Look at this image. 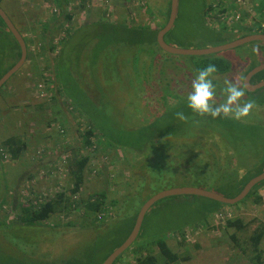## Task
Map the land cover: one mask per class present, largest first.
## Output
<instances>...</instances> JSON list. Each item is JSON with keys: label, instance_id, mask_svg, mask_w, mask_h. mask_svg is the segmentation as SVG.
Instances as JSON below:
<instances>
[{"label": "rangeland", "instance_id": "obj_1", "mask_svg": "<svg viewBox=\"0 0 264 264\" xmlns=\"http://www.w3.org/2000/svg\"><path fill=\"white\" fill-rule=\"evenodd\" d=\"M147 1L148 6L141 5L144 0H139L138 3L136 0H68L67 9L63 15L68 10L67 15L70 19H64L61 22L62 29L71 26L72 31L77 32L75 34L77 37L68 39L65 55L73 59L70 67L73 76L77 77L78 81H84L83 84H79L82 89H87L88 98L95 104V107H91L90 114L104 127H106L105 123L110 124L114 130L107 129V135L121 141L117 149L109 151L111 157L110 165H106V175H92L91 170L98 169V165H101L99 163L101 154H99L97 161L94 162L95 165L90 163L87 173L85 172L84 184L79 191L81 199H87L106 188L107 198L119 200L118 206L107 208L112 218L115 214H122L129 205L131 209L128 212L126 209L125 214H130L131 210L137 211L148 198L163 190L200 187L227 195L229 191L219 189L225 184L224 181L234 179L239 174L243 175L247 171V163L251 160L255 161L254 158L259 161L262 159L258 153L251 158L242 153L241 144L231 142L232 138L221 123L211 122L206 116L184 114L181 107L184 106L185 97L190 91L195 71L189 58L193 60L195 57L171 55L156 49L154 54H149L148 45L138 48L141 43H133L135 45L133 48L136 49L134 55L139 57L137 64H135L136 60L130 58L131 45L126 46L119 54L113 52L107 54L106 50H99L97 55L101 58L97 56L93 61V53L89 55L85 50L81 53L79 47H76L75 51L72 50L73 44L81 39L90 40V34L79 33L80 31L77 30L79 26L93 24L98 19L99 11L101 14L104 13L108 21L120 20L129 26H137L142 31L149 28L157 30L166 21V8L164 3L161 4L165 0ZM203 1L211 2V0L178 1L174 27L166 37L168 43L173 42L183 49H205L218 46L222 41L215 40L222 36L232 39L234 36L229 33L223 35L226 33L223 31L213 32L214 28L220 29L222 23L234 24L235 20L241 18L243 9H248L254 17H257L259 13V10L251 11L249 4L252 2L249 0H242L240 11L238 10L235 18L231 11L225 15H218L220 9L214 8L208 19V25L214 27L211 28L206 22L202 23L204 15L200 12V4ZM138 4L142 7L139 8ZM0 5L10 15L15 26L20 27L25 37L32 42L31 56L33 63L38 65L34 68L40 67L42 76H36L38 70L32 68L33 63L30 64L27 61L18 70L19 72L12 75L0 89V141L12 135H20L28 146L18 161L1 162L0 200L6 191L9 194L12 192L13 195L18 189L16 184L5 189L6 181L10 179L9 174L14 175L18 181L21 179L20 186L24 183L23 178L30 173L33 180H41L44 174L52 183L51 188L49 187L51 193L56 195L66 192L68 195L69 179L56 169L53 174L50 172L53 157H50L47 152L64 151L65 140L68 149L77 150L81 145L79 133L84 130L87 121L64 100L51 102L52 100L48 99L52 89L50 81L53 80L48 66L51 69L53 58L50 56L48 60V57H40L37 61L42 42L40 41L42 40L41 25L37 22H48L59 11L52 0H1ZM30 17L37 21L36 29H33ZM220 32H222L221 35ZM53 37L54 35L49 38ZM63 37V32L59 31L54 44ZM65 39L67 38L64 37V41ZM0 41L4 43L2 50L5 48V51L10 52L14 48L17 49L11 36L4 41L0 37ZM246 45L216 54L225 59L230 57L234 63L230 74L227 77L223 76L225 78H222L221 82L230 79L240 85L246 65L251 59H259L249 50L255 48L257 44ZM1 57L0 71L13 61V58L3 60L2 55ZM220 78L214 76L215 81ZM44 81H48L49 84ZM86 81H91V86H87ZM38 83L46 88L51 85V89L47 90V98L40 97L41 92L34 89ZM243 100L250 101L246 99V96ZM165 101L167 103L163 106ZM57 104H60V109L57 108ZM172 106L174 110L171 114ZM85 108L90 110V106ZM160 113L172 120V123L167 121L166 125L171 126L162 136L154 130L153 126ZM177 113H183L185 118L180 119ZM58 120L64 123L67 129V134L63 137H59L53 128L56 125L52 122H58ZM240 121L260 124L264 130V107L253 104L249 115ZM133 124L141 125V128H146L148 131L140 135L134 134L133 131L130 133ZM122 129L124 131H121ZM25 131L34 133L25 136ZM126 142H129V145H125ZM142 144H145L143 149L140 147ZM130 146L138 147L136 150L126 148ZM44 149L45 152L42 153L41 150ZM37 150L42 157L36 153ZM104 180L109 181L108 186L105 185ZM36 186L37 190L42 191L48 188L49 182L40 181L36 183ZM244 201L220 210H227L232 218H239L243 222L245 229L238 232L237 236L240 245L246 248L245 254L242 249L234 245L233 241L224 237L226 220L216 217L219 212L215 215L211 213L214 202L201 196H171L158 200L145 214L141 233L145 236L164 233L162 235L165 237L168 234L167 242L170 248L181 257L187 256V259L179 264H251L249 258L256 252L251 249L248 241L254 230L264 224V191L260 204H254L253 197ZM8 210L5 207L6 213ZM81 216V213L75 210L69 212L67 216L63 215V212L54 214L50 216L48 222L56 224L57 228L51 231L40 227L38 229L45 230L47 236L36 235L37 233L33 232V234L29 233L31 234L28 235L29 240L26 236L16 237L6 234L7 229L0 226V250L2 251L0 262L75 264V260H79L83 264H96L99 257L96 248L90 251L93 261L85 251L81 250L87 242L82 243L78 225H65V221H79ZM206 222L210 223L209 229L200 227L199 224ZM17 223L21 224L17 220L12 222L8 229L14 230ZM35 228L27 229V231H33ZM180 230L183 234H180ZM181 237L185 240L182 241ZM19 240L21 243L18 242ZM7 244L9 246H6ZM94 246L104 248L101 242H94ZM21 247L27 254V256L23 255L25 259L7 256L19 252ZM260 249L262 250L261 261L264 264V237L260 242ZM30 253L40 258H32ZM18 257L21 256L18 255ZM133 263L132 254L129 252L117 264Z\"/></svg>", "mask_w": 264, "mask_h": 264}, {"label": "trees", "instance_id": "obj_2", "mask_svg": "<svg viewBox=\"0 0 264 264\" xmlns=\"http://www.w3.org/2000/svg\"><path fill=\"white\" fill-rule=\"evenodd\" d=\"M52 1L53 4L56 5V8L58 9L59 12L57 15L53 16L50 21L37 22L36 20H33L32 17H30V20H32L33 23L32 24L33 29H36L35 24L37 22V24L41 25V30H42L41 32L42 40H40L42 41L40 44L41 53L37 61L40 59V57H44V58L48 57V60L50 56L53 58L51 69L48 66L49 72H51V74L53 75V80L52 82L50 81V83L52 84V89H51V85L49 88H46L42 84L43 89L46 94V98H47V90L51 89V96L48 97V99L52 100L51 102L53 101L58 102L64 100V102H67L70 106H72L73 109L76 112H78L80 116H83L86 119L87 125H85L84 130L83 131L81 130V132L79 133L81 139V145L80 147L77 148V150L68 149V144L65 140L64 141L65 147L63 148L64 151L58 152V150H52L51 152H47L50 157H53V160L51 161L52 164L50 165V172L52 174L54 172V169H56L55 165H57L60 162L63 163V176L69 179V183H68L69 188H67L68 195L66 192L65 193L61 192L56 195L51 193L50 188L52 183L47 179V177L41 180H33L31 175L29 178L28 177L23 178L22 181H24V183L20 186L19 182H21V179L20 181H18L14 175L12 176L11 174H9L10 179L9 181H6L5 189L9 188V186L13 184L14 185L16 184L18 186V189L14 192L13 195L12 192H10V190H9L10 194L7 193L6 191L2 199L0 200V218H1L0 226L3 229H7V231L5 232L6 234H11L16 237L26 236L27 240H29L28 235H31L29 233L33 234V232L34 233L36 232L37 233L36 235L45 234L44 236H47V232L45 230L38 229L40 227H43L44 229L51 231L55 230L54 228H57L56 224L48 222L50 221V216L62 212L63 215L67 216L69 212L75 210L77 213H81L82 216L80 220L79 221L73 220L72 222L65 221L66 223L65 222L64 223L65 225H69V226L78 225V229L81 233L80 235H81L82 243L85 244L87 242V244L81 250L85 251L89 255V257L92 258L93 261L94 259L90 251L96 248L99 253V257L97 259L98 261L96 264H102V262L127 239V237L129 236V234L133 229V226L135 224V219L137 217L140 208H138L137 211L131 210L130 214L127 215L125 214V211L127 209L128 212V210L131 209L129 205L127 206L125 211H123L122 214L120 215L115 214V216L112 218L109 216V212L107 208L108 207L114 208L118 206L119 200L116 198H107L108 190L106 188L101 189L100 192L91 195L87 199H81L79 195L80 194L79 191L84 184L85 172L87 173L90 163L94 164V162L97 161V156L101 154L99 161L101 165H98L97 167L98 169L93 168L91 172L92 175L105 174L106 173L105 169L107 171L106 165H110L109 158L111 156H109L110 155L109 151H112L111 149H117V146H120L121 141L117 138H110L107 135L106 133L107 129L114 130V128H112L110 124L107 125L105 123L106 127H104L94 118V116L90 114L91 107H95V104L92 102L90 98H88L87 89L86 88L82 89V86L80 85L83 84L84 81L83 80L78 81V78L73 76V73L71 71L72 68H70L73 59L70 57H66L65 55L68 39L77 37L75 36L77 32H73L71 26L69 28L62 29L63 24L61 22L64 19L66 20L70 19V16L67 15L68 10L63 15V12L65 11V9H67L68 0L65 1L52 0ZM136 1L138 3L139 0ZM249 1L252 2L249 5L251 6V9L253 8V11L259 10L258 16L254 17L252 13L250 14L248 11H246V9H243L240 14L241 18H239L237 21L235 20L234 24L232 23L226 25L225 23H222L220 29L207 25L208 27L214 28L213 30L211 29L213 32L223 31L226 32L223 35H227V33H229L234 36L232 39L222 36V38L217 39L215 41L217 42L222 41L221 44H225L245 36H249L253 34H264V0H249ZM163 3L166 8V21L163 22V24H161L157 30L148 27L149 28L148 30L146 29V31H142L139 30L137 26L134 27L129 26L126 23L120 22V20L117 21L115 20L114 22L108 21L105 19L104 13L101 14V11H99L98 19L93 24L79 26L78 27L79 29L77 30L80 31L79 33L90 34L91 36L90 40H85L87 38L81 39L79 42L73 44L74 48L72 50H74L76 47H79L81 53L83 52V50H85L89 55L93 53L92 54V61H93L94 59H96L97 56L99 57V59L101 58V56L97 55V52H100L101 50H106L107 54H110L111 52L119 54L122 51V49H124L128 45H131L132 48L129 50L131 57L130 56L129 57L133 58V60H136L135 64H137L139 57L138 56L136 57L134 55L136 53V49L133 48L135 47L133 43H141L138 46V48L143 47L144 45H148L147 51L149 52V54H154L156 50H160L156 42V34L158 30L164 27V25L168 20L169 11H170V0H165L161 2V4ZM0 4H1V0H0ZM144 4L148 6V1L144 0V3L141 2V5ZM240 4L242 3H239V5L236 4L235 0H231V1L211 0L210 3L208 2L203 3L202 12L204 16L206 15L208 17L211 15L212 9L217 8L220 9L218 15H225L227 12L231 11L234 14L233 18H235V15L237 14L238 10L240 11L239 9ZM141 5L138 4V7L139 8L142 7ZM0 7L2 8L1 5ZM6 14L8 15L9 19L12 21V23L15 26V23L13 22L10 15L8 13ZM24 24L22 26H24ZM15 27L22 35L23 40L26 44L27 57L25 63L29 61L31 64L33 63V59L31 56L32 55L31 49H30L32 42L25 37L20 27L18 26ZM59 31H62L63 36L67 39H65L64 41V37H63L58 43L54 44V39L56 38V35L59 33ZM169 32L166 33L164 36V40L167 44H170L166 41V37L169 34ZM221 34L222 32H220V35ZM48 35L49 37L54 35V37L50 39ZM8 36L12 37L11 33L8 31V29L6 28V26L4 25L3 21L0 18V37H2L4 41V39H7ZM12 39L14 40L17 49L14 48L13 51L10 52L5 51V48L4 50H2L4 43L0 41V58L2 59L1 55L3 56V60L6 58L7 59L13 58V61L8 66L3 68L2 71H0V78L8 70H10L11 67L14 66L20 58L19 46L13 37ZM254 44H257V46L249 50L250 52L256 54L259 59L257 60L251 59L249 61V63L246 65V67L243 70L242 79L251 69L264 62V42H253L247 45L252 46ZM175 45L176 47H178L177 44H174V46ZM186 57H195L193 58V60L191 58L189 59L192 61L196 70L205 66L209 62H214L218 68V71L215 74V76H219V77H223V76L227 77L232 70V66L234 65L233 60L230 57L225 59L217 56L216 54L207 55V56H186ZM35 66L38 65L33 63L32 68H34ZM34 69L38 70L37 75L34 74V76L36 75L42 77L40 72V67ZM74 70L77 71L75 68ZM263 80H264V70L254 75L251 78L250 82L251 84H257ZM41 81H43V79ZM44 82H47L49 84L48 81H44ZM90 82L91 81L88 82L86 81L87 86H91ZM216 82L221 83V79H217ZM5 84L6 83H4L0 89H2ZM262 90H264V88L259 89L254 93L247 92L245 90L246 99L250 100L255 105L264 107V91L261 92ZM166 103L167 102L165 101L163 106ZM56 106L58 109H60V104H57ZM88 106H90V110L85 108ZM181 108L185 115L194 114L195 116H199L198 114L193 113L187 107L186 103H184V106ZM173 110L174 107L171 110V114ZM208 119H210L211 122L221 123L224 126L225 130L228 131L230 137L233 140L230 141L238 142L239 144H241V147L243 149L241 150L242 153L250 156V158L251 156L253 157L255 153H258V155L262 156V159L260 161L254 158L255 161L251 160L249 163H247L248 169L242 175L243 177L241 179L238 180L237 179L238 176H237L234 179H228L224 181L225 184L219 189H225L227 192L229 191L227 195L222 194L216 190H212L216 193L223 195L226 198L236 197L250 179L261 174L264 171L263 127L260 124H251L250 122L236 120L231 117H224L217 119H212L208 117ZM59 121L60 120H58V122H52L56 125L53 126V128L59 137L60 136L63 137L67 134L66 132L67 129H65L64 123L62 124ZM167 121L172 123V120L167 119L166 115L160 113L156 121V124H153L154 130L161 136L165 135L166 130H168L171 126V125L168 126L166 125ZM131 126L132 128L130 130V133L133 131L134 134L139 133L140 135L148 131L146 128H141V125L139 126L137 124H133ZM121 131H124V129H122ZM30 133H34V132L31 131L27 133V131H25L24 135L27 136ZM125 145H129V142H126ZM144 146L145 144H142L140 146L141 149H143ZM223 146L225 145L223 144ZM27 147H28L27 143L22 139L20 135H12L7 138H4L3 140L0 141V165H2L1 164L2 161L5 162L9 161L11 163L18 161L21 158L22 154L26 152ZM137 147L138 146L135 147L130 146L126 148L136 150ZM3 152L4 154L7 152L9 157L4 159L2 154ZM37 152L39 151L37 150ZM41 152L44 153L45 149L41 150ZM38 155H40V153ZM40 157L42 156L40 155ZM42 171L46 173V171L44 170ZM33 181H47L49 182V186L48 188L39 191L36 189L38 187ZM56 181L57 179L55 180V182ZM104 181H105V185L108 186L109 181L108 180H104ZM262 188L264 189V181L255 185L250 190L248 195L240 202L243 203L245 202L244 200L248 199L249 197L251 198L253 197L254 204H260L262 202V197L258 194V191L259 189ZM42 193H45L47 195L44 201H43ZM74 196L75 198H73ZM207 200L214 202L213 203L214 207L212 208L211 213L215 215L217 212H219L218 214H216V217L224 221L226 220L224 226V231H225L224 237L229 238L231 242L233 241L234 245L242 249L243 254H245L246 248H244L242 244L240 245V241L238 240V236H237L238 232L243 231L245 229L243 222L239 218H232L231 213L228 212L227 210H220L223 207L232 206L237 203L230 205V204L220 203L211 199H207ZM5 207L9 209L7 212L11 211L14 213V218L12 220H9L6 217L8 216V214L4 211ZM102 213H105L106 216L104 217L101 216ZM17 220L21 224L17 223L16 227L13 228L14 230H9L8 228L12 225V222H15ZM144 220L145 217L142 221L140 231L135 241L124 253H122L115 260L113 264H117L121 260V258L126 253L128 254L129 252L130 254H132V258L134 262L133 264H179L181 261L187 259V256L181 257L179 254H177L170 248L167 242L168 234L166 237L165 235H162L164 233L156 234L153 236L142 235L141 230ZM199 225L202 228L203 227L206 229L210 228L209 226L210 223L207 224V222ZM32 228H35V230L27 231V229L32 230ZM195 228H197V226ZM230 230L232 231L234 230V231L232 233H229L228 231ZM179 232L180 234H183L182 230H180ZM43 235L41 237H43ZM263 237H264V224H261V226L257 227L252 233V235L249 237V241H248L250 242L249 246L251 247V249H253L254 252H256V254L253 257L249 258V262H251V264H263L261 261L262 250L260 249V242L262 241ZM181 238L182 241L185 240L184 237ZM18 242L21 243L20 240ZM94 242L96 243L101 242L104 245V248H101L99 246L98 247L94 246ZM6 246L9 245L7 244ZM0 252L2 251L0 250ZM19 252H14L7 256L11 258L14 257L15 259L17 258L25 259V257H23V255L27 256L25 249L21 247L19 249ZM18 255L21 257H18ZM31 256L32 258H40V257H35L33 254H31ZM65 263L71 264L69 262H65ZM0 264H14V263L10 261H6V262H0ZM75 264H83V263L79 260H75Z\"/></svg>", "mask_w": 264, "mask_h": 264}, {"label": "water", "instance_id": "obj_3", "mask_svg": "<svg viewBox=\"0 0 264 264\" xmlns=\"http://www.w3.org/2000/svg\"><path fill=\"white\" fill-rule=\"evenodd\" d=\"M178 1L179 0H170V11H169V17L164 25L160 30H158L156 34V42L159 47V49L165 53L171 54V55H178V56H207V55H213L218 54L220 52L228 51L235 49L239 46L246 45L252 42H264V34H253L249 36H245L242 38H238L234 41L221 44L218 46L210 47V48H203V49H183L175 46H171L167 44L164 40V36L166 33H168L172 27L174 26L176 16H177V9H178ZM0 18L3 21L4 25L8 29V31L11 33L12 37L17 42L19 49H20V58L17 61V63L11 67L10 70H8L1 78H0V88L4 83H6L9 78L14 75L16 72H18L19 69L25 64L26 57H27V48L26 44L23 40L22 35L19 33L17 28L14 26L12 21L9 19L8 15L5 13V11L0 7ZM264 70V62L255 66L253 69H251L244 77L242 81V85L244 89L247 92L254 93L255 91L264 88V80L260 81L257 84H251L250 80L251 78L256 75L257 73ZM264 181V171L250 179L241 192L233 198H226L223 195L216 193L211 190H205L202 188H195V187H183V188H173L168 190H163L159 193H156L154 196H151L146 200L140 207L139 212L137 214V217L135 219V224L133 226V229L127 239L119 246L117 247L103 262L102 264H113L115 260L124 253L131 244L135 241V239L138 236V233L140 231V227L142 224V221L145 217V214L147 211L160 199L171 197V196H201L205 197L207 199L215 200L220 203L224 204H235L243 200L250 190L260 182ZM64 264V263H59Z\"/></svg>", "mask_w": 264, "mask_h": 264}, {"label": "clouds", "instance_id": "obj_4", "mask_svg": "<svg viewBox=\"0 0 264 264\" xmlns=\"http://www.w3.org/2000/svg\"><path fill=\"white\" fill-rule=\"evenodd\" d=\"M218 68L214 62L194 71L190 91L185 97L187 107L195 114L212 119L231 117L236 120L246 118L253 103L244 101L245 90L230 79L222 83L214 81ZM184 119L183 113H177Z\"/></svg>", "mask_w": 264, "mask_h": 264}, {"label": "crops", "instance_id": "obj_5", "mask_svg": "<svg viewBox=\"0 0 264 264\" xmlns=\"http://www.w3.org/2000/svg\"><path fill=\"white\" fill-rule=\"evenodd\" d=\"M204 2V1H203ZM203 2L200 4V12H201V14L203 15V12H202V5H203ZM252 11H253V8L251 9ZM246 11H249L248 9H246ZM255 11V10H254ZM211 17V15L210 16H204V21L202 22V23H205L206 22V24L208 25V19ZM205 24V25H206ZM174 44L175 43H173V42H171L169 45H171V46H174ZM175 47H176V45H175ZM191 61V60H190ZM191 63H192V61H191ZM192 66L194 67V65H193V63H192ZM195 68V67H194ZM196 70V69H195ZM222 78L224 79L225 77H221L220 79H221V81H222ZM242 81H243V79H242ZM242 81H241V84H240V86H242ZM222 83V82H221ZM223 145V144H222ZM40 162H44L43 160H39ZM46 163V162H45ZM45 163H44V165H45ZM43 166V165H42ZM40 167V166H39ZM248 169V168H247ZM246 169V170H247ZM246 172V171H245ZM31 176V173L30 174H28L25 178H29ZM243 176L241 175V174H239V176H238V180L239 179H241ZM40 181H34V183L36 184V183H39ZM198 188H200V187H198ZM203 189V188H202ZM263 191H264V189L262 188V189H259V191H258V194L263 198ZM8 214H9V216H6L8 219H12V218H14V213L13 212H7Z\"/></svg>", "mask_w": 264, "mask_h": 264}, {"label": "built area", "instance_id": "obj_6", "mask_svg": "<svg viewBox=\"0 0 264 264\" xmlns=\"http://www.w3.org/2000/svg\"><path fill=\"white\" fill-rule=\"evenodd\" d=\"M235 2H236V4H239V3H242V0H235ZM35 86H37L36 88H34L37 92H41L40 94H39V96L40 97H43V96H46V94H45V92H43L44 91V89H43V86L41 85V83H38L37 85H35ZM34 86V87H35ZM38 95V94H37ZM3 154V158L5 159V158H7V157H9V155H8V153L6 152L5 154H4V152L2 153ZM37 154H39V152H37ZM65 158H66V156H65ZM55 164V163H54ZM55 168H56V170L58 171V172H60V173H63V163L62 162H60V163H58L57 165H55ZM45 178V176H44V174H43V177H42V179H44ZM34 182V181H33ZM43 194V201L45 200V198H46V194L45 193H42ZM73 198H75V196L73 197ZM101 216H106V214L105 213H102L101 214Z\"/></svg>", "mask_w": 264, "mask_h": 264}, {"label": "bare ground", "instance_id": "obj_7", "mask_svg": "<svg viewBox=\"0 0 264 264\" xmlns=\"http://www.w3.org/2000/svg\"><path fill=\"white\" fill-rule=\"evenodd\" d=\"M59 1V0H58ZM65 1V0H64ZM17 3V2H16ZM60 3V2H59ZM46 33H47V31H46ZM8 96V95H7Z\"/></svg>", "mask_w": 264, "mask_h": 264}, {"label": "flooded vegetation", "instance_id": "obj_8", "mask_svg": "<svg viewBox=\"0 0 264 264\" xmlns=\"http://www.w3.org/2000/svg\"><path fill=\"white\" fill-rule=\"evenodd\" d=\"M6 13V12H5Z\"/></svg>", "mask_w": 264, "mask_h": 264}]
</instances>
